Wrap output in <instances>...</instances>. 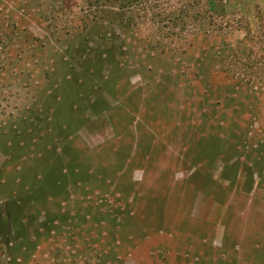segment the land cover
I'll return each mask as SVG.
<instances>
[{
  "label": "rangeland",
  "instance_id": "obj_1",
  "mask_svg": "<svg viewBox=\"0 0 264 264\" xmlns=\"http://www.w3.org/2000/svg\"><path fill=\"white\" fill-rule=\"evenodd\" d=\"M0 264H264V0H0Z\"/></svg>",
  "mask_w": 264,
  "mask_h": 264
}]
</instances>
